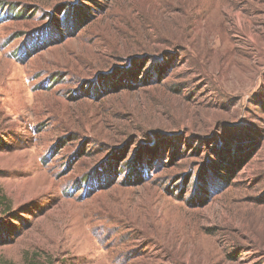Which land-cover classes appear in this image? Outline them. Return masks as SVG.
Returning <instances> with one entry per match:
<instances>
[{"label": "rangeland", "instance_id": "rangeland-1", "mask_svg": "<svg viewBox=\"0 0 264 264\" xmlns=\"http://www.w3.org/2000/svg\"><path fill=\"white\" fill-rule=\"evenodd\" d=\"M0 264H264V0H0Z\"/></svg>", "mask_w": 264, "mask_h": 264}, {"label": "trees", "instance_id": "trees-1", "mask_svg": "<svg viewBox=\"0 0 264 264\" xmlns=\"http://www.w3.org/2000/svg\"><path fill=\"white\" fill-rule=\"evenodd\" d=\"M1 204H5V198L3 197V195L1 194V191H0V205Z\"/></svg>", "mask_w": 264, "mask_h": 264}]
</instances>
